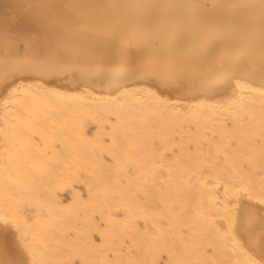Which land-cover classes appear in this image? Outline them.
<instances>
[{
    "label": "bare ground",
    "instance_id": "6f19581e",
    "mask_svg": "<svg viewBox=\"0 0 264 264\" xmlns=\"http://www.w3.org/2000/svg\"><path fill=\"white\" fill-rule=\"evenodd\" d=\"M262 210L261 0H0V264H264Z\"/></svg>",
    "mask_w": 264,
    "mask_h": 264
},
{
    "label": "rangeland",
    "instance_id": "374dc122",
    "mask_svg": "<svg viewBox=\"0 0 264 264\" xmlns=\"http://www.w3.org/2000/svg\"><path fill=\"white\" fill-rule=\"evenodd\" d=\"M109 58V57H108ZM110 59V58H109ZM21 71V73L22 74H24L25 76H31V74H32V72L29 70V69H24V70H20ZM51 77H58V76H51ZM220 95H222V92H218L217 93V96H219L220 97ZM88 130L91 132V133H93L94 131H95V127L94 126H90L89 128H88ZM78 190L82 193V195H84L85 196V191H84V189L83 188H78ZM62 198H64L63 200L65 201V199H66V201H65V203L66 202H68L69 200H70V194H65V195H63V197ZM262 214H263V216H264V210H262Z\"/></svg>",
    "mask_w": 264,
    "mask_h": 264
},
{
    "label": "snow or ice",
    "instance_id": "6c2138e0",
    "mask_svg": "<svg viewBox=\"0 0 264 264\" xmlns=\"http://www.w3.org/2000/svg\"><path fill=\"white\" fill-rule=\"evenodd\" d=\"M261 2H262V5H264V0H261Z\"/></svg>",
    "mask_w": 264,
    "mask_h": 264
}]
</instances>
